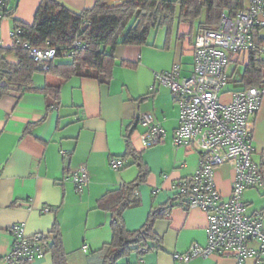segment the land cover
<instances>
[{
	"label": "crops",
	"instance_id": "crops-1",
	"mask_svg": "<svg viewBox=\"0 0 264 264\" xmlns=\"http://www.w3.org/2000/svg\"><path fill=\"white\" fill-rule=\"evenodd\" d=\"M58 1L80 13L92 8L97 0ZM6 2L15 11L16 19L32 24L42 0ZM13 29L14 20L3 18L0 46H13ZM197 35V28L176 23L170 32L167 28L153 30L147 45L118 46L109 84L79 77L60 81L36 74V88L47 84L61 86L59 107H48L40 93H11L0 98V264H6L4 259L12 250L14 237L9 229L13 225H23L26 237L31 238L49 234L56 221L70 264H102L94 252L109 243L113 233L111 215L98 209V201L135 181L139 172L130 160L120 172L109 167L110 159L125 154L128 135H132L134 148L141 152L149 175L137 191L140 206L124 212L127 230L141 229L154 210L166 206L171 209L153 225L159 248L142 257L132 254L117 264H235L233 259L217 255L189 263L174 258L194 244H207L208 218L201 210H188L174 191L176 184L196 173L200 155L193 148L173 145L180 109L171 91L156 82V75L179 64L181 76L189 77L194 70L193 45ZM229 86L222 95L225 103L243 88L232 82ZM144 115L160 122L165 131L161 144L148 149L140 140L145 132L140 123ZM254 123L252 158L264 176V101ZM83 165L90 183L79 192L65 180ZM232 178L231 167L218 169V186L226 194ZM244 201L246 215H264V183L247 190ZM84 246L89 247L87 253L83 252ZM32 264H53L52 255ZM246 264L258 263L249 260Z\"/></svg>",
	"mask_w": 264,
	"mask_h": 264
},
{
	"label": "built area",
	"instance_id": "built-area-1",
	"mask_svg": "<svg viewBox=\"0 0 264 264\" xmlns=\"http://www.w3.org/2000/svg\"><path fill=\"white\" fill-rule=\"evenodd\" d=\"M5 7L6 2L0 0V22L4 18L1 10ZM259 28L264 36V0H251L248 8L235 17L224 14L217 29L196 36L194 70L189 77L181 76L179 64L156 75V82L171 91L180 109L173 145L193 148L200 155L196 173L176 184L174 191L188 210H201L207 215V244H194L187 252L175 254L174 258L182 263L213 255L231 258L235 264L264 261V215H246L244 201L247 190L257 189L264 183L261 167L252 158L254 117L264 101V84L237 90L229 103L222 101L231 77L237 75L234 69L229 76L228 68L245 64L251 51L258 50L254 35ZM12 38H16L14 32ZM259 53L264 57V44ZM30 56L39 70L46 72L56 50L49 45L34 48L30 49ZM140 123L145 128L140 136L143 148L160 145L165 136L161 123L150 115H144ZM124 166L120 159L109 160V167L115 172ZM226 166L233 169L228 194L217 182L218 169ZM65 181L82 192L90 183L87 167L81 166ZM9 231L14 243L4 259L6 264H32L47 255L46 242L42 240L46 235L28 238L21 224L13 225ZM88 251L89 247L84 246L83 252Z\"/></svg>",
	"mask_w": 264,
	"mask_h": 264
},
{
	"label": "trees",
	"instance_id": "trees-1",
	"mask_svg": "<svg viewBox=\"0 0 264 264\" xmlns=\"http://www.w3.org/2000/svg\"><path fill=\"white\" fill-rule=\"evenodd\" d=\"M250 2L251 0H121L116 4L114 0H97L92 8L77 13L58 0H42L32 24L16 19L15 11L10 10L6 2V7L1 11L4 18L14 20L13 32L16 38H12L13 46H0V98L11 93H40L45 96L48 107H59L61 86L47 84L44 88H36L33 79L36 74L53 76L60 81L79 77L109 84L113 79L114 52L118 46L147 45L153 30L167 28L170 32L176 23L189 24L191 28H197L198 34L215 30L224 14L235 17L240 11L247 9ZM254 36L258 50L251 51L241 78L235 79L233 76L230 79V83L245 89L264 84V57L259 53L264 44L262 30H256ZM48 45L56 50V56L48 64V70L41 72L30 56V49ZM11 57H14L13 61L10 60ZM131 137L132 135L126 137V152L118 159L124 164L130 160V164L138 168L137 179L110 191L98 201V209L111 215L110 226L113 233L112 240L94 252L102 264H117L119 260L132 254L142 257L159 248L160 240L153 225L156 219L171 209V206H166L154 210L141 229L133 232L127 230L124 212L140 206L141 200L136 192L149 175L141 152L134 148ZM42 240L46 242V253L52 255L53 264H70L57 221ZM259 264H264V261Z\"/></svg>",
	"mask_w": 264,
	"mask_h": 264
},
{
	"label": "rangeland",
	"instance_id": "rangeland-1",
	"mask_svg": "<svg viewBox=\"0 0 264 264\" xmlns=\"http://www.w3.org/2000/svg\"><path fill=\"white\" fill-rule=\"evenodd\" d=\"M121 0H114V3H119ZM161 32H164L163 30H160ZM247 61H248V59L246 60V63L245 64H247ZM245 64H240V65H238V66H236L235 64L234 65H231L229 68H228V70H227V73H228V75L229 76H231L232 74H233V71H234V69H236V71H237V75L235 76L236 77V79H240L241 78V76H242V74H243V72H244V69H245ZM230 88V86L227 88V89H229Z\"/></svg>",
	"mask_w": 264,
	"mask_h": 264
}]
</instances>
